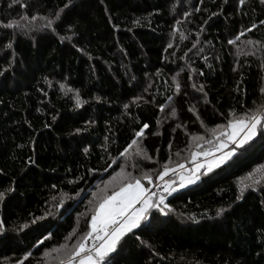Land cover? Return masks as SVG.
I'll list each match as a JSON object with an SVG mask.
<instances>
[{"label": "trees", "instance_id": "16d2710c", "mask_svg": "<svg viewBox=\"0 0 264 264\" xmlns=\"http://www.w3.org/2000/svg\"><path fill=\"white\" fill-rule=\"evenodd\" d=\"M261 21V0H0V191L14 189L0 201V264H60L63 256L50 251L46 262L45 251L71 247L88 231L97 204L92 193L120 165L133 176L152 167L155 183L161 168L145 162L164 163L170 151L183 150L196 115L215 128L230 111L240 117L263 108ZM9 22L17 26L6 28ZM144 124L132 147L151 159L130 149L131 158L121 157ZM261 164L258 132L224 164L169 196L167 216L153 209L152 223L126 234L110 264H264V177L254 187L239 185ZM219 208L227 211L217 217Z\"/></svg>", "mask_w": 264, "mask_h": 264}, {"label": "snow or ice", "instance_id": "6c2138e0", "mask_svg": "<svg viewBox=\"0 0 264 264\" xmlns=\"http://www.w3.org/2000/svg\"><path fill=\"white\" fill-rule=\"evenodd\" d=\"M202 2V0H201ZM245 0H239V3L244 4ZM227 3V0H225ZM261 3H264V0H261ZM67 7V5H65ZM62 11V10H61ZM195 11H200L199 8H196ZM61 12L57 11L54 19H59ZM191 13L185 12L184 16H189ZM216 13H213L215 16ZM32 20H36V16L31 17ZM53 20H47V27H53ZM138 23V21L134 22ZM207 23V21H205ZM264 24V21L260 22ZM176 24L179 25L180 21L177 20ZM6 28L17 26L15 22H9L7 25H4ZM256 25L253 24L251 28L246 29L245 31H251L252 28H255ZM244 33L241 32L239 35L235 36L233 39L228 41L229 44H234L236 40L239 39ZM199 35V34H198ZM181 39H186L183 33L180 34ZM66 39V37H61V40ZM248 44L257 43L252 40L247 41ZM7 48H11L12 44L9 43L6 45ZM168 47H172V44L169 43ZM193 48L196 47V42H193ZM200 51H203L201 49ZM183 59V57H181ZM206 59V58H205ZM195 71V69H193ZM203 73H201L202 75ZM191 78V77H189ZM134 79V77H133ZM173 80H176V77H173ZM195 88L196 85H193ZM61 88H65L64 85H61ZM180 83H176V91H180ZM72 91L71 88H68L65 92ZM198 91L203 92V86L201 85ZM264 92V89H262ZM206 95V94H205ZM75 107L79 108L82 106V101L77 92L75 97ZM97 100L100 98L97 97ZM136 100L141 99V97L134 98ZM168 101L172 100V97L167 98ZM125 109L128 108V105H124ZM165 104L160 105V110L164 111ZM189 111H195L193 108H190ZM171 116H176V109L173 108L171 111ZM230 118L227 120L226 125H216L215 128L208 129L213 136H217L219 129H226L218 133V142L214 145L215 153L214 155L210 150L201 149L200 151H193L191 153L193 160V167L188 169L185 173V165L183 163H177L175 168L171 167L169 163H165L163 170L159 172L157 179L161 180L169 173L173 176H178V180H165L162 190L160 192H151L146 188L142 183V179H146L149 183L152 182V178L147 173H143L141 176H133L131 173L124 171L125 165H120V172L114 173L108 181H105V187L97 192H93L92 196L96 199V207L92 211L91 219L88 222V231L82 234V236L73 243L71 247L66 244H61L57 248L46 250L44 255L47 256L50 251L59 252L64 250V256L60 259V264H110V260L113 254L118 252V245H120L122 238L128 233H133L134 229L141 227L142 223L147 222L149 224L152 221L149 220V216L153 209L157 210L161 215L167 216L172 209L167 202V198L173 194L179 195L180 190L187 187L188 185H193L201 179L202 175L211 173L215 168L224 164L228 161L238 149H243L245 145L252 141L253 138L257 135L258 130L261 135H264V111H252L243 113L240 117H236L235 113L230 111ZM199 118V117H197ZM55 120V117H53ZM160 123V120H157V124ZM47 126V125H46ZM203 126V124H202ZM149 127L148 124H144L143 127L135 133L133 140L120 152L121 157L128 156L131 158L129 149L133 145L137 144L136 138L141 137L144 129ZM181 127V125H177ZM77 133L81 132L82 129H76ZM194 139L203 140V136L194 137ZM210 143V141H206ZM229 144L234 145L230 150L228 149ZM170 146V145H169ZM197 148L200 147L199 144L196 145ZM88 151L87 148L84 150ZM136 156H141L144 159H151L147 155V152L137 146ZM179 155V154H177ZM203 156V162H201L198 157ZM113 163H116V160H113ZM135 167L136 165L133 164ZM111 167V165H109ZM260 169H264V164L258 166ZM203 169V172L201 171ZM107 169H105L106 171ZM255 171V170H254ZM253 174L248 173V176L251 177ZM259 181L253 180L251 184L246 185V188L254 187ZM71 183V181H70ZM112 186V191L109 194L108 187ZM245 189H241L240 195H237L236 200L239 201ZM13 188H8L5 191H0V201H3L8 193L13 192ZM63 204L61 200L60 204L57 207H60ZM227 211L226 208H219L216 210V216L220 217ZM190 219L195 220V217H189ZM37 220L43 219V217H37ZM33 220L31 223H35ZM29 227L28 223L21 225V230ZM3 221H0V232H4ZM75 229L72 233H69L66 240L71 239L74 234ZM51 237V233L44 237L48 239ZM91 240V244L87 243ZM43 241H37V244H42ZM31 255V252L25 253L24 259H27ZM16 264H22V261H17Z\"/></svg>", "mask_w": 264, "mask_h": 264}, {"label": "rangeland", "instance_id": "374dc122", "mask_svg": "<svg viewBox=\"0 0 264 264\" xmlns=\"http://www.w3.org/2000/svg\"><path fill=\"white\" fill-rule=\"evenodd\" d=\"M40 22H39V24H40ZM22 27H24V25ZM259 111H264V107L261 108ZM197 117L198 116L196 115V118ZM197 122H198L197 123V126L198 127L196 128V132L195 133H191V131L189 132L190 135H189L188 144H187V146L183 150L176 151L175 153H173L172 151H170L169 156H168V159H167V162H164V163L163 162H160V161H157L156 162V161H153V160L146 161V159H145L146 162L144 164V167L146 168L148 164H155L156 167H157V169L161 168V170H158V171H162L163 170V166L165 165V163H169L171 165V167H173V168H175V166H176L177 163H183L185 165V173H187L188 169H190L191 167H193V160H192V155H191V153L193 151H200L201 149H204V150H210V151H212L214 155H218V153H215L214 145H216L217 142H218V133L220 131H224L226 129H219L218 132H217V136H213V134L210 131H208V129H212V128L206 126L201 121L200 118H197ZM202 124H203V126H202ZM226 124H224V125H226ZM258 132H260V131L258 130ZM258 132H257V134H258ZM197 136H203L204 139L203 140L194 139V137H197ZM206 141H210V143H206ZM197 144L200 145L199 148L196 147ZM232 147H234V145L229 144L228 149H225V151L230 150ZM136 148H137V146L132 147V149H130L131 151L130 150L129 151L130 152H136ZM177 154H179V155H177ZM198 159L201 162H203V156L198 157ZM150 162H152V163H150ZM151 169H152V167H148L147 168V171H145V173L151 175ZM254 170L251 172L253 174L251 177H249L248 174H247L246 176H244L243 178L240 179L239 185L241 186V188H245V186L251 184L253 180L260 181L262 179V177H264V169H260L257 166ZM201 171L203 172V169ZM203 176L204 175H202L201 178ZM169 179H171V180H178L179 177L178 176H173L171 173H169L163 179L158 180L155 183H150L148 187H146L142 182L141 183L146 188H148L149 191H150L152 189L153 185L157 184L160 181H165V180H169ZM188 186H190V185H188ZM87 243H89V241ZM55 254H57V257L64 256V250L62 249L59 252H56L55 251ZM44 259H45L46 262H49L52 259L51 258V252L47 256H45ZM53 264H55V263H53Z\"/></svg>", "mask_w": 264, "mask_h": 264}, {"label": "built area", "instance_id": "2783aa9c", "mask_svg": "<svg viewBox=\"0 0 264 264\" xmlns=\"http://www.w3.org/2000/svg\"><path fill=\"white\" fill-rule=\"evenodd\" d=\"M164 181H160L157 184L153 185L152 189L150 190L151 192H160L162 190ZM89 244H91V240H89Z\"/></svg>", "mask_w": 264, "mask_h": 264}]
</instances>
